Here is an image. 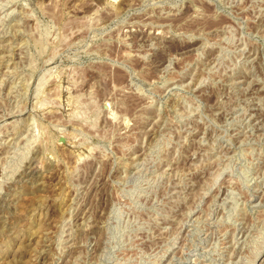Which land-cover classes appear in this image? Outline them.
<instances>
[{
    "label": "rangeland",
    "instance_id": "obj_1",
    "mask_svg": "<svg viewBox=\"0 0 264 264\" xmlns=\"http://www.w3.org/2000/svg\"><path fill=\"white\" fill-rule=\"evenodd\" d=\"M0 264H264V0H0Z\"/></svg>",
    "mask_w": 264,
    "mask_h": 264
},
{
    "label": "water",
    "instance_id": "obj_2",
    "mask_svg": "<svg viewBox=\"0 0 264 264\" xmlns=\"http://www.w3.org/2000/svg\"><path fill=\"white\" fill-rule=\"evenodd\" d=\"M58 142H61V143H63V142H64V140H63L61 137H59V138H58Z\"/></svg>",
    "mask_w": 264,
    "mask_h": 264
}]
</instances>
